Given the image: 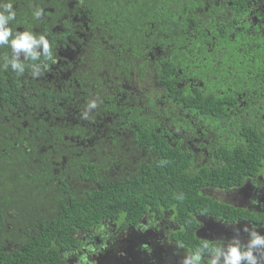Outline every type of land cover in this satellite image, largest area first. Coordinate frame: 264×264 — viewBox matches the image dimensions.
<instances>
[{
  "label": "trees",
  "instance_id": "16d2710c",
  "mask_svg": "<svg viewBox=\"0 0 264 264\" xmlns=\"http://www.w3.org/2000/svg\"><path fill=\"white\" fill-rule=\"evenodd\" d=\"M14 1L19 7L26 5V0ZM44 1L48 7L57 5V0ZM204 5L203 0L200 4L198 0H77L73 15L86 13L90 21L102 17L124 37L140 28L136 35L150 32L152 44L159 39L154 26L161 25L166 27L168 43L178 46L161 71L157 66L145 71L137 60L114 62L111 56H103L100 69L94 61L88 72L77 69L74 76L79 100L83 99L73 106L79 111L77 120L69 119L74 111H68L65 103L67 90L48 83L39 86L29 77L32 61H24L28 67L22 76L10 67L3 70V58L11 56V49L0 48V264H73L65 254L79 251L83 235L103 222L118 233L109 239L114 240L112 247L118 242L123 247L121 237L137 232L130 257L119 259V264H162V258L157 263L151 256L148 244V249L141 246L139 234L144 232H138V224H146L145 217L152 215V224L156 220L169 226L152 232L183 256L187 249L219 242L200 236L203 215L258 221L257 213L220 202L204 190L236 189L244 177L264 173V100L256 103L264 93V46L252 44L256 62L246 64L242 32L232 30L231 22L206 16ZM238 5L235 0V8ZM66 11L64 29L74 25ZM46 12V17L36 20L32 9L19 8L11 27L48 37L51 58L41 57L36 63L49 67L56 53L55 39H63L64 33L53 32L62 15ZM195 30L199 40H209L208 46L200 43V57L193 40L186 39ZM193 58L199 61L192 63ZM179 69L194 74V84L182 85ZM131 70L138 71L139 78L155 75L166 85L161 94L151 91L140 96L147 100L145 109L120 101L132 95L128 90H121L118 101L109 89L113 83L108 78L129 79ZM243 90L246 97H253L246 112L238 111ZM93 100L97 107L84 119ZM194 125L214 137L219 163L197 165L194 151L180 146L186 145L180 132ZM143 151L147 158L134 159ZM180 193L185 196L182 202L174 198Z\"/></svg>",
  "mask_w": 264,
  "mask_h": 264
},
{
  "label": "flooded vegetation",
  "instance_id": "af4514ba",
  "mask_svg": "<svg viewBox=\"0 0 264 264\" xmlns=\"http://www.w3.org/2000/svg\"><path fill=\"white\" fill-rule=\"evenodd\" d=\"M203 1H205L203 13L206 16L215 17V20H223L226 24L231 22L232 24L230 28H232V30L242 32L241 38L246 41L245 45L247 47V49L243 51L246 52L244 57L245 62L246 64H249L250 62L255 63L256 60H254L253 54L251 53V49H253L252 44L262 43L264 46V0H243L245 1L244 5H241L239 0V7L236 8L234 6L235 0ZM40 2L41 0H26L25 7H19L14 1V7L16 8L17 13L19 8L25 10H34L39 8L43 10V16H45L47 10H50L52 13H60L62 17L61 19L55 21L56 25H54L55 29H53V32L58 35L64 33V36L63 39H55L57 45L54 52L56 53L54 55L53 62L49 64V67L42 65V74L38 78H33L31 73L29 77L34 79L39 86H44L45 83H48L51 88H64V90H67L68 94L66 96L65 103L69 105L68 111L73 110L75 103L80 104L83 101V99L79 100L81 97V92L79 90L80 86L74 76L77 69H82L83 72H88L91 69L93 61L98 63L97 66H99L100 69L104 66L102 64L103 56H111V61L114 62L128 61L134 63L137 60L139 61L138 67H142L145 71H149L155 66H157L158 71H161L164 66L167 67L169 63L168 56L170 52H172V54L177 52L178 46L172 42L170 44L168 43L166 27H162L161 25L159 28L154 26V30L159 31L158 33H155L159 39L155 44H152L148 41V39L150 40V32L147 33L142 31L143 36L136 35V31L139 34L140 28H135L128 37L127 35L124 37V32L115 34L113 26L109 25L102 17L96 16L97 18H95L92 16L93 20L90 21V18L87 17L86 13L80 12L83 14L73 15V9L77 0H57V5L52 7L46 6V2L44 0H42V4H40ZM198 4H200V0H198ZM66 9L71 13L74 25L64 29V21L69 18V13H67ZM146 23L150 24L149 21H146ZM142 25L143 24H140L138 27H141ZM197 25L198 28L201 27L200 22H198ZM198 31L199 30H195L194 34L187 35L186 39L193 40L196 46L195 53L200 57L201 52L198 50L200 43L202 46L204 43L205 46H208L209 40L204 38L203 42L199 40L200 35ZM190 43L192 44V42ZM262 57H264V55ZM126 58L128 59L126 60ZM198 59L199 58H193L192 63L198 62ZM89 61L91 62L90 64ZM258 63L261 64L263 62L258 61ZM186 68H188V66ZM137 73L139 72L131 70L129 73V79L113 75L112 78H108L107 81L109 83H113V85L109 86V89L110 91H115L118 101V94L121 90H128L132 95L130 97H128V95L123 96L120 101L124 102L126 106L130 105L132 108L136 107L137 104L141 105V107L145 109L143 104L147 103V100H144L140 96L150 93L151 91H154V95L158 94V92L161 94L163 91L162 89L166 88V85L163 82H160L158 77L155 75L153 78H139ZM99 74L107 75L109 77V74L106 72H100ZM193 75L194 74L191 72H183L181 69H179L177 73V77L181 78L180 83L182 85H186L188 83L194 84V81H196L197 78L195 79ZM261 83L264 84V75H261ZM256 86H258L257 83ZM133 94H137L140 98L134 97ZM246 94V90L239 93L241 109L238 111L246 112L250 106L249 101H252L253 97H246ZM262 100H264V93L261 94V97L256 101V103L260 104L262 103ZM160 103L162 106L164 105V108L166 107L164 102L160 101ZM164 108L162 109L161 107L160 111L164 110ZM249 114L250 113H248V115ZM78 115L79 111H74L69 114V119L77 120ZM42 116L43 115L41 114L39 115V117ZM262 122H264V119ZM196 128L197 127L194 125V128L192 130L190 129L191 131L185 130L184 132H180L181 138L186 140V142H184L186 145L181 144L180 146L187 148L190 147L194 151L192 158L194 161L197 159L195 162L197 165L198 162L201 165H205L207 163L211 164L213 161L219 163V155H217V149H215L214 137L209 134H204L200 129L195 130ZM85 141L86 143L89 142V144L93 143L95 146L97 145L94 141H90L89 139H85ZM86 149H88V145ZM142 157L147 158L144 151L141 152L140 155H134V159L137 160H141ZM260 174L264 173L258 171L255 175L248 176L244 180V183L242 184L243 187L233 191H227V198L239 201L240 205H242L245 209L257 213L259 216L258 221L246 220L242 221V224L249 229L255 228L261 235H264V176L257 177ZM213 191V189H207L204 192L210 194ZM228 193H232V195H229ZM215 196L223 197V191L218 192ZM151 219H153L152 215L145 217L146 224L149 223ZM154 223L155 224H152V226L155 231H158L160 228L159 226H162L165 230H168L169 228L167 224L162 222L155 220ZM102 224L106 226L107 239H102L101 234L95 233V231L98 230L97 226L95 231L83 235L82 246L79 250L83 251L85 243L94 244L98 248L102 243H106L107 247L100 250L98 255L90 256V259L94 262V264H102L103 260L101 255L107 250V248L114 245V240H109L110 238H113L111 235L115 232L114 228L106 222H103ZM228 225L232 226L230 224ZM163 229L161 228L160 230L163 231ZM117 234L118 233H114L112 236L116 237ZM242 238L249 239L248 233L244 230L240 236L241 240ZM76 252L74 251L69 254L68 260L70 263H77L79 253Z\"/></svg>",
  "mask_w": 264,
  "mask_h": 264
},
{
  "label": "clouds",
  "instance_id": "9594fccd",
  "mask_svg": "<svg viewBox=\"0 0 264 264\" xmlns=\"http://www.w3.org/2000/svg\"><path fill=\"white\" fill-rule=\"evenodd\" d=\"M32 15L33 19L39 20L43 16V10L36 8L33 10ZM16 21L17 10L14 7V0H0V48L7 46L11 49V56L3 58L2 68L7 71L10 67L13 72L22 76L26 71V67H28L24 61H32L33 63L30 65L31 75L33 78H38L42 74V64L36 62L41 61V57L51 58L52 48L50 41L46 35L37 34L33 31H13L11 25ZM96 107L97 102L95 100L89 102L88 109L83 113V118L88 119L90 112ZM261 176H264V174H260L257 177ZM211 189L217 193L223 191V194L227 191L236 190L235 188L222 189L219 187ZM213 192L209 194L210 197L235 207L244 208L239 201H232L234 204L228 203L226 196L216 197ZM174 198L182 202L185 196L180 193ZM212 218L222 227L226 224L228 227V224L232 223V221H228L224 217L220 219ZM152 223V221H149L147 224H138V228L141 231H147L152 226ZM244 231L249 235L246 244L241 242L238 235L227 243L209 244L205 242L194 250L187 249L182 264H264V235H261L255 228L249 229L245 227ZM95 233L101 234L102 239H107V229L104 224L99 225ZM106 247V243H102L99 248L94 244L85 243L83 251H79L81 254L77 264H94L90 256L98 255L99 251ZM142 247L148 249L147 244ZM68 255V253L65 254V259H68Z\"/></svg>",
  "mask_w": 264,
  "mask_h": 264
},
{
  "label": "rangeland",
  "instance_id": "374dc122",
  "mask_svg": "<svg viewBox=\"0 0 264 264\" xmlns=\"http://www.w3.org/2000/svg\"><path fill=\"white\" fill-rule=\"evenodd\" d=\"M214 194H217V192H213ZM229 195H232V193H228ZM224 196L227 197V192H224ZM228 203H232L234 199L227 198ZM234 204V203H232ZM202 222V228L200 229L199 233L201 237L207 238L209 240H215L219 242L227 243L231 241L234 237H236L239 233L243 230H241L240 226L236 225L235 230L230 229L227 232V224L222 227L220 224H218L212 217L210 216H202L201 217ZM154 231L153 226H151L147 231H143V234H139V238L141 241V246L145 244H148L151 249V256L155 259L157 262L158 257L162 258V264H182L183 255L176 254L172 246L169 244L162 243L163 236H158L156 233L152 232ZM138 232H141V230H138ZM137 232L129 233L127 237H121V241H124L123 247H120V242L117 243L116 246L112 247V249H108L104 252V255H101V258L103 260V264H119V259H128L130 257L132 248L134 246V242L131 240L135 239ZM241 240V239H240ZM248 239L242 238V243H247ZM140 247V245H139ZM145 251L141 252L144 253ZM81 254L80 252H76ZM74 255V254H73ZM174 258V259H173ZM153 259V260H154ZM158 263V262H157Z\"/></svg>",
  "mask_w": 264,
  "mask_h": 264
},
{
  "label": "crops",
  "instance_id": "0c3cea01",
  "mask_svg": "<svg viewBox=\"0 0 264 264\" xmlns=\"http://www.w3.org/2000/svg\"><path fill=\"white\" fill-rule=\"evenodd\" d=\"M205 190H207V189H205ZM205 190H204V191H205ZM230 225H232V226H228V227H227V232H228L230 229H234V230H235L236 225L240 226L241 230H244L245 227H246V226H244V225L242 224V221H235V222H232ZM241 233H242V231L239 233V236H241ZM239 239H240V237H239Z\"/></svg>",
  "mask_w": 264,
  "mask_h": 264
}]
</instances>
